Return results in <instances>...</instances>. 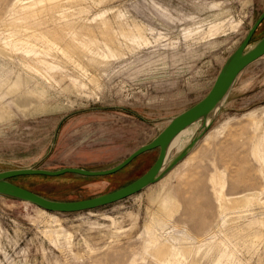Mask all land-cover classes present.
Returning <instances> with one entry per match:
<instances>
[{"label":"rangeland","instance_id":"1","mask_svg":"<svg viewBox=\"0 0 264 264\" xmlns=\"http://www.w3.org/2000/svg\"><path fill=\"white\" fill-rule=\"evenodd\" d=\"M263 9L264 0H0V171L117 164L207 93ZM261 36L264 19L252 40ZM157 154L105 176L10 180L84 199L138 177ZM165 193L168 216L154 203ZM42 210L0 194V264H264V55L161 180L95 209Z\"/></svg>","mask_w":264,"mask_h":264},{"label":"water","instance_id":"2","mask_svg":"<svg viewBox=\"0 0 264 264\" xmlns=\"http://www.w3.org/2000/svg\"><path fill=\"white\" fill-rule=\"evenodd\" d=\"M264 19V9L247 31L238 46L229 54L219 69L210 89L196 103L171 117L165 127L149 142L140 145L123 160L105 169H85L80 167H62L59 169L44 168H14L0 171V194L26 201L52 212H77L95 209L135 194L166 175L176 166L196 145L214 120V114L205 125L206 117L218 111L225 102L238 74L250 63L264 55V36L251 40L257 27ZM200 121L197 134L186 145L166 161L167 149L172 138L185 127ZM204 124V125H203ZM158 149L154 162L138 177L100 195L78 200L52 199L32 190L15 184L12 177L25 175H44L49 177L63 174H78L82 176H105L113 174L126 167L139 155Z\"/></svg>","mask_w":264,"mask_h":264},{"label":"bare ground","instance_id":"3","mask_svg":"<svg viewBox=\"0 0 264 264\" xmlns=\"http://www.w3.org/2000/svg\"><path fill=\"white\" fill-rule=\"evenodd\" d=\"M70 30V29H69ZM73 32H74V30H73ZM46 34H47V32H45ZM50 32H48V34H49ZM57 33V32H56ZM55 33V34H56ZM214 33V32H213ZM75 34V33H74ZM43 35H45V34H42V36ZM51 36V35H50ZM54 37V36H53ZM45 38V37H44ZM49 38V37H48ZM48 38H45V39H48ZM56 38V37H55ZM49 39H52V37L51 38H49ZM60 40V39H59ZM86 40V39H85ZM51 41H53V40H51ZM77 41V40H76ZM87 41V40H86ZM49 42V41H48ZM54 42V41H53ZM61 42V41H60ZM49 45H51V44H49ZM56 45V44H55ZM77 45L79 46L80 44H78L77 43ZM88 45V44H87ZM68 46V45H67ZM83 46V45H82ZM69 47H70V45H69ZM64 49H66V46H65V48ZM69 49V48H68ZM71 49H72V47H71ZM64 51V50H63ZM69 51V50H68ZM66 52H67V50H66ZM36 53V52H35ZM63 53V52H62ZM64 54V53H63ZM65 54H67V53H65ZM68 56V55H67ZM68 60V59H67ZM97 83V82H96ZM216 113V111H214V113H212L211 115H209V116H207L206 117V121L204 122V124L206 125L209 121H210V119H211V117L214 115ZM203 124V125H204ZM193 126H195L196 128L195 129H199V127L201 126L200 125V121L198 120V121H196V122H194V123H192L191 125H189V126H187V127H185L184 129H182L179 133H177L173 138H172V140L170 141V143H169V145H168V149H167V156H168V154L171 152V151H173L174 149H178L177 151H179V150H181L185 145H186V143L193 137V136H195L196 134H197V130H193L192 131V134L190 135V137H189V139L181 146V141H182V139H181V135L184 133V132H186L188 129H192L193 128ZM206 133V132H205ZM204 133V134H205ZM204 134H203V136H204ZM189 154V153H188ZM187 154V155H188ZM186 155V156H187ZM185 156V157H186ZM184 157V158H185ZM183 158V159H184ZM182 159V160H183ZM168 160V157H166V161L165 162H168L167 161ZM181 160V161H182ZM180 161V162H181ZM179 162V163H180ZM178 163V164H179ZM177 164V165H178ZM175 167V166H174ZM173 167V168H174ZM172 168V169H173ZM171 169V170H172ZM170 170V171H171ZM169 171V172H170ZM168 172V173H169ZM165 176V175H164ZM163 178V177H162ZM161 178V179H162ZM160 179V180H161ZM159 181V180H158ZM157 181V182H158ZM219 193V192H218ZM164 200H167V204H169V203H171L172 204V202H169L170 200H172V199H170V195L168 194V193H165L164 195H160L159 197H157L156 198V200L154 201V203H155V205H156V208H157V212H159V214L160 215H163V216H168L169 215V212H168V209L166 208V206H165V204L163 203V201ZM238 201V200H237ZM237 201H235V200H233L232 202H230V204L233 206V207H236L237 205H238V202ZM26 202V201H25ZM169 202V203H168ZM239 206H241V204L239 205ZM238 207V206H237ZM41 208V207H40ZM171 208H172V206H171ZM43 209V208H42ZM173 209V208H172ZM169 210H171L170 208H169ZM43 212H45L46 210L45 209H43L42 210ZM153 212V211H152ZM155 212V211H154ZM172 212V211H171ZM151 213V212H150ZM151 215V214H150ZM159 216V215H158ZM171 216V215H170ZM159 217H161V216H159ZM158 217V218H159ZM164 218V217H163ZM162 218V219H163ZM154 221H155V219H154ZM159 221V220H158ZM158 247V246H157ZM156 250V249H155ZM159 250L160 249H158V250H156V251H158L159 252ZM162 251V250H161ZM186 251V250H185ZM164 252V251H163ZM157 253V252H156ZM160 253V252H159ZM165 253H167V251H165ZM164 253V254H165ZM161 254V253H160ZM159 254V256H162V255H160ZM155 256V255H154ZM165 256V255H164Z\"/></svg>","mask_w":264,"mask_h":264},{"label":"trees","instance_id":"4","mask_svg":"<svg viewBox=\"0 0 264 264\" xmlns=\"http://www.w3.org/2000/svg\"><path fill=\"white\" fill-rule=\"evenodd\" d=\"M262 23V22H261ZM260 23V24H261ZM258 28V27H257ZM256 32V31H255ZM255 34V33H254ZM253 39V36H252V38H251V40ZM63 175H65V174H63ZM63 175H60V176H55V177H61V176H63ZM31 176H39V177H42V178H51V177H49V176H44V175H31ZM17 177H19V176H17ZM13 178H16V177H13ZM12 181V180H11ZM13 182V181H12ZM16 184V183H15ZM18 185V184H17ZM23 187V186H22ZM24 188H27V189H29V190H32V191H34V192H36V193H38V194H41V195H43V196H46V197H49V198H52V199H59V200H68V199H60L58 196H59V194H56V193H54V192H52V190H44V189H42V188H29V187H24Z\"/></svg>","mask_w":264,"mask_h":264},{"label":"crops","instance_id":"5","mask_svg":"<svg viewBox=\"0 0 264 264\" xmlns=\"http://www.w3.org/2000/svg\"><path fill=\"white\" fill-rule=\"evenodd\" d=\"M230 93V92H229ZM229 95V94H228ZM228 97V96H227ZM227 99V98H226ZM226 101V100H225Z\"/></svg>","mask_w":264,"mask_h":264}]
</instances>
